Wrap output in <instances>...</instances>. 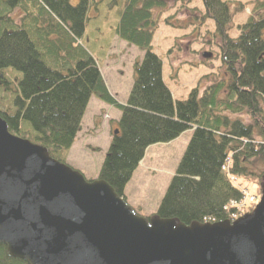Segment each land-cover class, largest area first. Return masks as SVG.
Instances as JSON below:
<instances>
[{
	"label": "trees",
	"instance_id": "1",
	"mask_svg": "<svg viewBox=\"0 0 264 264\" xmlns=\"http://www.w3.org/2000/svg\"><path fill=\"white\" fill-rule=\"evenodd\" d=\"M73 1L0 0V117L10 132L86 182L108 183L138 216L231 219L244 196L231 179L264 180V3L232 38V7L202 0L224 72L176 101L153 48L167 0ZM93 1L119 11L101 63L82 44ZM0 264L28 263L0 244Z\"/></svg>",
	"mask_w": 264,
	"mask_h": 264
},
{
	"label": "water",
	"instance_id": "2",
	"mask_svg": "<svg viewBox=\"0 0 264 264\" xmlns=\"http://www.w3.org/2000/svg\"><path fill=\"white\" fill-rule=\"evenodd\" d=\"M0 244L28 264H264V182L254 212L235 222L149 220L0 117Z\"/></svg>",
	"mask_w": 264,
	"mask_h": 264
},
{
	"label": "rangeland",
	"instance_id": "3",
	"mask_svg": "<svg viewBox=\"0 0 264 264\" xmlns=\"http://www.w3.org/2000/svg\"><path fill=\"white\" fill-rule=\"evenodd\" d=\"M99 1V0H97ZM233 9L235 16L232 38L239 37V26L254 17L264 0H223ZM166 10L159 12L160 21L156 31L153 48L163 64V79L173 98L185 100L194 89L203 92L210 83L221 79L224 72L221 62V48L216 35L215 22L203 21L205 12L202 0H167ZM92 2L89 11V22L83 46L101 63L108 48L113 42L114 32L119 21L117 7L110 9L107 2L101 1L98 8ZM76 5V0L73 1ZM16 21H21L17 12ZM208 55V57H205ZM259 173V172H258ZM260 178L251 177L243 180L239 177L237 184L240 190L247 192L236 204L251 207L253 197L261 195Z\"/></svg>",
	"mask_w": 264,
	"mask_h": 264
},
{
	"label": "bare ground",
	"instance_id": "4",
	"mask_svg": "<svg viewBox=\"0 0 264 264\" xmlns=\"http://www.w3.org/2000/svg\"><path fill=\"white\" fill-rule=\"evenodd\" d=\"M251 177H258V176L256 174H252L249 176V178H251ZM242 201H243V203H246L245 200H242Z\"/></svg>",
	"mask_w": 264,
	"mask_h": 264
}]
</instances>
